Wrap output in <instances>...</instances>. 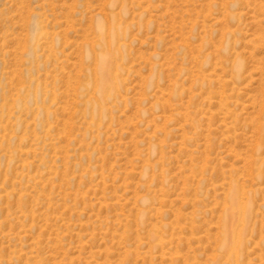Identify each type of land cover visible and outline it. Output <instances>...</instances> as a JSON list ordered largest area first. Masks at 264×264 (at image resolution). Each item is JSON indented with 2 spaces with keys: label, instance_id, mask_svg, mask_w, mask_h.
I'll list each match as a JSON object with an SVG mask.
<instances>
[{
  "label": "rangeland",
  "instance_id": "374dc122",
  "mask_svg": "<svg viewBox=\"0 0 264 264\" xmlns=\"http://www.w3.org/2000/svg\"><path fill=\"white\" fill-rule=\"evenodd\" d=\"M0 264H264V0H0Z\"/></svg>",
  "mask_w": 264,
  "mask_h": 264
},
{
  "label": "bare ground",
  "instance_id": "6f19581e",
  "mask_svg": "<svg viewBox=\"0 0 264 264\" xmlns=\"http://www.w3.org/2000/svg\"><path fill=\"white\" fill-rule=\"evenodd\" d=\"M101 27L102 26H100L99 31L101 32V34H103V32H102L103 30H101L103 27L102 28ZM111 30H113V29L111 28ZM111 32H113V33L112 34L110 33V35H111L110 40L106 39L105 36H101L100 43H99L100 46H104V47L106 46V48H108L109 50H106L105 52L99 53L98 55H96V59H95V74L98 76V79H99V82L97 84V88H98L99 94L102 96H106L107 94H110L112 92V87L109 85L110 81L113 79L112 67H111V63H112L111 58H112V54L114 53V51H116L114 48H115V45H117V44L114 42V31H111ZM249 193H250V191H249ZM231 199H232L231 205L228 208H226L227 210L225 209L227 212L226 223H225V228H224L226 239H225V242L223 244V248L229 254H234V252L237 250V245H238L239 239L241 237L240 232H239L240 230H238V228H237V221L239 219H244V217H245L244 213H245L246 209H244L239 204V202L236 199V195L234 193H233ZM250 213H251V211H250ZM244 234H245V232H244ZM243 236H245V235H243Z\"/></svg>",
  "mask_w": 264,
  "mask_h": 264
}]
</instances>
